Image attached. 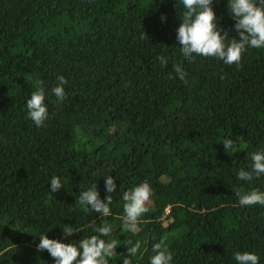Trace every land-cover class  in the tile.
Here are the masks:
<instances>
[{
  "label": "trees",
  "instance_id": "16d2710c",
  "mask_svg": "<svg viewBox=\"0 0 264 264\" xmlns=\"http://www.w3.org/2000/svg\"><path fill=\"white\" fill-rule=\"evenodd\" d=\"M211 7L225 43L239 39L228 0ZM184 11L182 0H0V264H55L40 235L79 246L105 224L101 238L119 243L109 264H123L129 240L141 242L132 264H150L162 236L170 264H237V251L264 264V205L236 195L264 192V174L237 179L264 152V48H248L239 66L189 60L176 39ZM39 87L42 126L26 107ZM227 138L236 145L225 151ZM109 175L111 214L83 211L80 194L96 184L105 199ZM144 181L150 211L137 232L121 231L123 193Z\"/></svg>",
  "mask_w": 264,
  "mask_h": 264
},
{
  "label": "clouds",
  "instance_id": "9594fccd",
  "mask_svg": "<svg viewBox=\"0 0 264 264\" xmlns=\"http://www.w3.org/2000/svg\"><path fill=\"white\" fill-rule=\"evenodd\" d=\"M186 11L182 14V22L176 30V39L180 45L183 56L189 60L193 55L214 57L225 64L240 65L242 55L248 48H264V0H228V9L235 20L234 28L239 34V39H232L227 44L228 33L221 34V29L216 23V15L211 7L212 0H182ZM162 65L167 64L164 56L158 57ZM175 73L182 81H186V73L180 65L173 66ZM59 83L52 88V93L58 101L65 98L64 85L67 80L61 75L57 76ZM27 115L36 126H42L48 117V109L45 105V91L39 87L26 102ZM226 151L235 147V142L230 139L221 141ZM252 165L250 171L243 168L237 173V179L251 181L264 174V152H255L251 155ZM51 192L59 191L63 185L57 176L50 180ZM117 184L111 175L105 176V191L108 195L101 199L97 185L92 184L88 190L79 196V204L85 212H96L103 216H109L112 203L110 193L116 191ZM241 206L264 205V192L253 189L248 193L236 190ZM153 196L151 185L144 181L129 191L123 193L124 201L121 231L137 232L140 218L150 211ZM99 235H92L82 239L79 246L73 243H64L56 239H50L46 235H40L37 249L47 250L54 258L55 264H109V259L117 256L115 249L119 245L116 239L105 240L101 237L111 235L112 227L108 224L96 229ZM73 230L63 227V234L71 236ZM127 245V255L122 257L123 264H132L131 257H135L141 248V242L132 241ZM154 255L150 258V264H170L173 255L169 250L167 236H162L159 242L152 245ZM237 264H258L259 257L248 251H237L234 254Z\"/></svg>",
  "mask_w": 264,
  "mask_h": 264
}]
</instances>
